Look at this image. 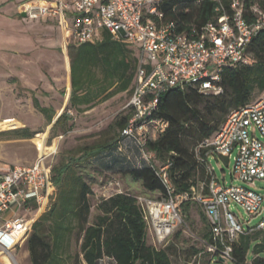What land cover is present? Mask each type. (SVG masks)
Instances as JSON below:
<instances>
[{
    "label": "built area",
    "instance_id": "2783aa9c",
    "mask_svg": "<svg viewBox=\"0 0 264 264\" xmlns=\"http://www.w3.org/2000/svg\"><path fill=\"white\" fill-rule=\"evenodd\" d=\"M26 1V3H25ZM162 0H22L19 8L28 19L56 20L63 34L70 29L75 45L95 42L107 33L115 41L135 48L138 67L126 108L131 112L120 131L118 147L132 142L150 159L154 153L144 145L163 134L168 122L152 117L159 96L173 89L192 87L201 93L220 94L219 84L226 67L250 63L247 48L252 38L264 30V0L254 3L252 13L246 0L217 2L216 16L200 30L178 31L173 20H166L157 9ZM67 52V49H65ZM210 175L208 194L196 192L173 195L166 165L158 167L168 198L154 205L157 244H162L181 223L182 201H197L206 217L214 244L205 245L210 261L233 260V243L242 234L259 232L264 240V216L255 226L240 223L231 211L233 204L250 216L264 210L261 193L246 187L264 179V92L250 103L229 112L220 128L203 140ZM56 149L39 154L31 165L0 167V256L19 264L12 250L27 241L34 222L48 210L55 187L51 169ZM232 157L230 185L216 179L208 159ZM239 181L242 185H236ZM202 188V186H201ZM141 205L149 229L147 213ZM153 215V213H151ZM154 246L155 243L153 244ZM160 247V246H159Z\"/></svg>",
    "mask_w": 264,
    "mask_h": 264
},
{
    "label": "trees",
    "instance_id": "16d2710c",
    "mask_svg": "<svg viewBox=\"0 0 264 264\" xmlns=\"http://www.w3.org/2000/svg\"><path fill=\"white\" fill-rule=\"evenodd\" d=\"M227 6L228 1L222 0ZM217 2L212 0H162L157 9L166 20H173L178 31H196L216 16ZM245 6L252 13L254 3L246 0ZM250 63L226 67L220 76L223 88L220 94L201 93L192 87L173 89L159 96L152 117L168 122L165 132L155 140H147L145 149L153 152L166 167L173 195L188 194L195 187L201 194H208L210 175L206 168V150L198 145L213 135L229 112L255 100V94L264 92V30L254 36L248 45ZM69 58L70 96L68 106L75 112H84L118 93L131 91L138 67V54L129 44L115 41L107 33L95 42L70 45ZM67 96V93H66ZM34 108L45 115L51 124L55 115L52 107L41 106L33 97ZM131 112L119 114L114 125L117 137L110 133L101 135L92 143L63 150L53 162L51 179L55 187L52 202L33 224L27 240L32 264H98L110 259L114 264H172L169 250L172 246L157 247L147 242V223L136 196L127 192L113 193L100 198L91 212L92 185L97 183L100 170L94 160L118 147L120 131ZM70 114L61 113L51 127L53 136L58 131L67 134L73 124H68ZM15 138L32 137L26 128L14 130ZM150 193H159L162 199L168 193L158 167L154 164L122 172ZM200 186V187H199ZM202 186V188H201ZM182 201L183 220L188 219L190 201ZM200 206V205H199ZM203 234L204 244H214L209 226ZM76 235L79 248L70 255V240ZM203 250H196V254ZM208 264L221 260L210 261ZM250 257V260L248 258ZM234 264H264V240L259 232L246 233L233 243Z\"/></svg>",
    "mask_w": 264,
    "mask_h": 264
},
{
    "label": "rangeland",
    "instance_id": "374dc122",
    "mask_svg": "<svg viewBox=\"0 0 264 264\" xmlns=\"http://www.w3.org/2000/svg\"><path fill=\"white\" fill-rule=\"evenodd\" d=\"M22 0H0V165H29L39 152L56 149L53 162H57L59 154L77 145L92 143L101 135L117 137L119 130L114 125V119L119 114L127 112L126 105L130 98L129 92L118 93L115 96L96 104L84 112H75L68 106L70 95L69 58L65 49L75 45L70 29L63 34L56 20H32L21 17L19 3ZM26 3V1H25ZM67 93V96H66ZM261 93L255 94V99ZM41 106H51L55 117L67 111L71 119L68 124L73 128L67 134L60 131L53 136L51 124H47L45 115L33 106V97ZM26 128L32 137L29 139L15 138L14 130ZM45 139V141H44ZM43 142L46 147H44ZM218 182L230 185V172L233 159L212 156L208 159ZM100 170L96 175L97 183L92 185L93 195L90 196L91 212L97 201L117 192H127L141 198L142 206L147 213L149 229L148 244L157 247L172 246L169 250L172 264H208L209 255L204 253L203 234L208 230L202 219V210L195 200L190 201L188 219L179 223L171 235L162 244H157L155 236L154 205L150 201L160 202L159 193L146 191L140 182L134 181L122 172L142 168L154 164H163L153 155L150 159L132 142L114 148L94 160ZM242 185L241 182H234ZM200 187V186H199ZM264 197V179L257 180L255 186L246 185ZM198 193V190L196 189ZM148 201V203H147ZM231 211L238 221L244 225L255 226L264 216V210L257 217L250 216L244 209L234 205ZM153 213V215L151 214ZM153 219V220H152ZM80 240L73 235L68 253L72 256L79 248ZM196 250L203 253L196 254ZM206 250V249H205ZM19 264H32L27 249V241L19 248L12 250ZM250 260V257L248 258ZM73 258H68L66 264H72ZM0 264H12L9 259L0 256ZM98 264H114L110 259H102ZM212 264H234L231 260Z\"/></svg>",
    "mask_w": 264,
    "mask_h": 264
},
{
    "label": "crops",
    "instance_id": "0c3cea01",
    "mask_svg": "<svg viewBox=\"0 0 264 264\" xmlns=\"http://www.w3.org/2000/svg\"><path fill=\"white\" fill-rule=\"evenodd\" d=\"M21 17H23L24 18V16H22V14H21ZM37 20H45V22H50V21H52L51 19H37ZM70 96V95H69ZM35 97V96H34ZM69 100V99H68ZM46 107H51V106H46ZM60 114H58L56 117H55V115H54V118H53V121H52V124L54 123V121L56 120V118L59 116ZM44 141H45V139H44ZM43 145H44V147H46V145H45V143L43 142ZM41 153V151H40V149H39V152H38V155ZM37 155V156H38ZM37 158V157H36ZM35 161V160H34ZM33 161V162H34ZM33 162H31L29 165H31ZM15 165H18V164H15ZM3 166H13V165H11V164H1L0 165V167H3Z\"/></svg>",
    "mask_w": 264,
    "mask_h": 264
},
{
    "label": "bare ground",
    "instance_id": "6f19581e",
    "mask_svg": "<svg viewBox=\"0 0 264 264\" xmlns=\"http://www.w3.org/2000/svg\"><path fill=\"white\" fill-rule=\"evenodd\" d=\"M52 150H50V151H48V152H43V153H49V152H51ZM43 153H41V154H43Z\"/></svg>",
    "mask_w": 264,
    "mask_h": 264
},
{
    "label": "water",
    "instance_id": "95a60500",
    "mask_svg": "<svg viewBox=\"0 0 264 264\" xmlns=\"http://www.w3.org/2000/svg\"><path fill=\"white\" fill-rule=\"evenodd\" d=\"M22 16H24V14H22Z\"/></svg>",
    "mask_w": 264,
    "mask_h": 264
}]
</instances>
